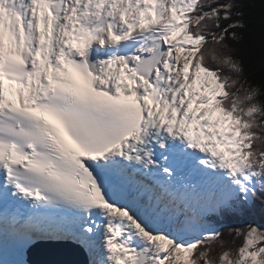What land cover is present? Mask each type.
Here are the masks:
<instances>
[{
  "label": "snow or ice",
  "instance_id": "6c2138e0",
  "mask_svg": "<svg viewBox=\"0 0 264 264\" xmlns=\"http://www.w3.org/2000/svg\"><path fill=\"white\" fill-rule=\"evenodd\" d=\"M47 243L264 264V0H0V264Z\"/></svg>",
  "mask_w": 264,
  "mask_h": 264
},
{
  "label": "water",
  "instance_id": "95a60500",
  "mask_svg": "<svg viewBox=\"0 0 264 264\" xmlns=\"http://www.w3.org/2000/svg\"><path fill=\"white\" fill-rule=\"evenodd\" d=\"M71 246L69 245H64V244H52V243H47V244H42L37 248H34L30 253H29V261L30 264H34L35 261L38 259H45V258H52V257H45L40 255L41 252H59V251H67ZM41 250V251H40ZM44 250V251H42ZM72 259L76 260H84L85 259V254L80 251L78 255L72 257Z\"/></svg>",
  "mask_w": 264,
  "mask_h": 264
},
{
  "label": "trees",
  "instance_id": "16d2710c",
  "mask_svg": "<svg viewBox=\"0 0 264 264\" xmlns=\"http://www.w3.org/2000/svg\"><path fill=\"white\" fill-rule=\"evenodd\" d=\"M257 3H259V0H256ZM251 18V17H250ZM259 24H260V20L259 18L257 17V22H256V27L257 29H259ZM246 222H262L261 219H260V216L259 214L253 216V215H247L243 218H239V219H232V220H229L227 223L231 226H234V227H241L243 226L244 223ZM225 239H231L230 237L227 236V234H225ZM240 241H237V243H239Z\"/></svg>",
  "mask_w": 264,
  "mask_h": 264
}]
</instances>
